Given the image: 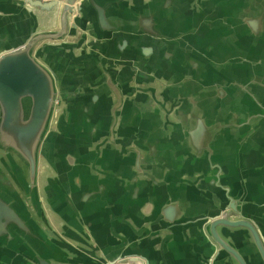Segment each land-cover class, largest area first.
Segmentation results:
<instances>
[{"label":"crops","instance_id":"obj_1","mask_svg":"<svg viewBox=\"0 0 264 264\" xmlns=\"http://www.w3.org/2000/svg\"><path fill=\"white\" fill-rule=\"evenodd\" d=\"M93 2L102 7L103 24L98 19L96 8L88 4L86 10L90 20L82 16L79 21L89 31L83 36V30L78 29L75 37L65 38V41L72 42L83 36L79 39L83 44L74 49L63 48L61 52V56L74 66L73 84L64 95L71 99L64 103L73 114L59 118L62 119L58 121L62 131L57 133L58 141L54 142V138L51 142L50 161L56 166L52 167L43 160L40 162V171H44L45 179L50 181L48 186H44L50 193L48 201L61 210L67 221L81 217L84 232L89 236L96 235L101 249L110 247V252L142 253L158 264H205L201 249L195 248L198 245L196 239H191L185 228L194 223L195 217H203L224 204L225 192L218 187V182L225 184L230 191L236 171L241 175L255 173L260 167H245L249 151L244 153L243 144H237L230 134H221L226 129L210 130L207 133L209 142L206 143L200 140L205 135L199 133L195 145L190 148L186 123L191 106L183 101L175 114L170 112L176 97L169 93L173 86H167L159 76L182 73L189 59L195 70L197 62H202L201 57L208 56L199 55L200 49H205L203 44H199L200 32L209 30L212 34L217 33L223 24L231 22L229 14L237 7L230 6V0L223 5L209 4L208 10L218 13L217 20L203 21L197 14L200 8L198 0H188L187 5L177 0L170 4L165 0ZM189 9L191 13L187 12ZM36 14L37 11H27L15 0H0V36L4 40L1 42L21 41L34 29ZM149 14L154 15V21L148 19ZM45 16L47 21L38 24L37 28H55L58 25L57 11ZM245 24L243 21V27ZM142 26L146 31L141 30ZM154 28L159 30L158 33ZM194 28L199 29L196 34L177 37L178 33ZM208 38L209 47H218L217 42L210 36ZM213 39L216 40L214 36ZM189 44L194 46L193 51L189 50ZM83 55L100 61L123 92V106L118 111L112 138L108 135V126L111 120L109 107L114 95L101 81L102 70L96 62L87 59L73 63ZM209 56L211 58L212 55ZM112 59L118 65L110 64ZM160 59H164V67ZM189 87L179 86L182 91ZM64 103L62 106L66 107ZM163 123L168 124L167 129L163 128ZM136 127L139 132L135 131ZM262 134L261 139L258 137L257 150V156L261 157L264 155V130ZM137 135L142 139L139 142H143L139 149L141 159L133 151L134 144L138 143ZM91 139L94 140L89 146L97 141L95 146H100V152L91 150V146L90 149L89 146L79 147L70 152L72 160L69 163L63 161V156L70 153L61 155L57 148L62 143L60 141L75 143V140ZM144 145H152L160 154L159 163L148 166L143 157ZM167 151L174 156V162L168 163L163 159L161 154L166 156ZM95 155L101 157L103 175L97 176L91 171L90 161L96 158ZM219 169L226 175L217 182L215 172ZM41 177L43 180V173ZM45 179L42 185H45ZM245 184L248 191L255 182L252 180L247 184L246 181ZM260 184L264 186V181ZM177 192L182 194V198L175 196L179 202L169 216L167 201ZM124 205L134 211L130 212ZM262 205L264 207V203ZM47 214L55 226L70 227L50 210ZM260 216L257 213L253 215L255 219ZM167 222H170L169 226ZM260 222L264 227V221ZM183 224L184 231L180 227Z\"/></svg>","mask_w":264,"mask_h":264},{"label":"water","instance_id":"obj_2","mask_svg":"<svg viewBox=\"0 0 264 264\" xmlns=\"http://www.w3.org/2000/svg\"><path fill=\"white\" fill-rule=\"evenodd\" d=\"M15 1L23 9L37 11L38 14L34 29L21 41L4 43L0 36V264H158L142 253L110 252V247L99 248L98 237L84 232L81 217H77L76 221H67L61 210L48 201L50 193L44 186H48L50 181L45 179V172L40 171L42 160L52 167L56 166L50 161L51 142L54 138L57 142V133L62 131L58 124L62 119L59 118L73 114L64 103L71 99L64 95L69 91V85L73 84L74 66L61 56V52L63 48L74 49L83 44L79 39L89 29L81 26L79 18L83 16L90 20L86 10L88 4L96 8L101 24L102 7L97 6L94 0ZM177 1L183 5L188 3V0ZM198 2L199 17L203 21H215L218 13L208 10L209 4L223 5L229 0ZM230 2V6L237 7L229 14L230 23L223 24V28L213 34L201 28L204 31L200 32L199 44H203L205 49H200L199 55L208 56L201 57L202 62H197L196 69L192 68L189 59L182 73L159 77L165 80L167 86H173L169 93L176 97L170 112L175 114L183 101L191 106L190 112H193H189L190 118L186 123L190 148L195 145L199 133L205 135L200 140L206 143L209 142L207 133L210 130L226 129L221 134H230L237 144H243L244 153L249 151L245 167H260L255 173L241 175L236 171L230 191L225 184L218 182L226 175L225 171H216L218 187L225 192V198H222L224 204L203 217H195L194 223H187L185 232L187 230L191 239H196L198 245L195 248L201 249L205 264H264V227L260 222L264 221V186L260 184L264 181V155L257 156L258 137L261 139L264 130V0ZM52 11L58 12V25L55 28H37L38 24L47 21L45 15ZM187 12L191 13V9ZM148 19L154 21V15L149 14ZM78 29L83 30L81 38L65 41L66 37H75ZM141 30L145 27L142 26ZM198 30L182 31L177 37L193 35ZM158 31L154 28V32ZM209 36L218 43V47L207 45ZM224 43L227 44L223 46ZM189 45V50L193 51V43ZM209 55H212L211 58ZM87 59L97 63L102 70L101 81L114 95L109 107L111 120L108 126V135L112 138L118 111L123 106V92L108 70L93 56L83 55L78 60L74 59L73 63ZM160 62L164 67V59ZM110 64L118 65V62L112 59ZM121 64L124 65L123 62ZM181 85L190 87L182 91L179 88ZM63 103L66 107L62 106ZM162 126L167 129L168 124L163 123ZM135 131L139 132V129L136 127ZM135 139L138 143L134 144L133 151L141 159L139 149L143 147V142H139L142 140L139 135ZM92 140H75V143L60 141L62 143L57 148L63 156L79 147L87 148ZM77 142L79 145H76ZM96 142L90 145L91 150L100 152ZM67 155L63 156V161L69 163L72 154ZM161 155L168 163L174 162V156L168 151L166 156ZM95 157L90 161L91 171L97 176L103 175L101 157ZM143 157L149 166L159 163L161 156L150 145L145 147ZM42 173L45 185H42ZM252 180L254 187H248L247 191L245 182L249 184ZM177 194L167 201L169 216L179 202L175 196L182 198L181 193ZM127 209L134 211L133 208ZM48 210L70 227L52 224ZM255 213L261 216L255 219ZM166 224L169 226L170 222ZM184 225H180L182 230Z\"/></svg>","mask_w":264,"mask_h":264}]
</instances>
